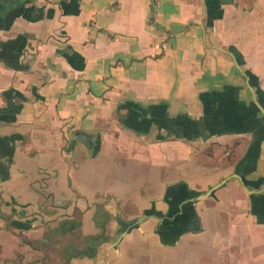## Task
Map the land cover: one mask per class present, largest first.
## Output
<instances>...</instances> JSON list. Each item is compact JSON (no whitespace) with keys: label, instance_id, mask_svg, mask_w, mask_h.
I'll use <instances>...</instances> for the list:
<instances>
[{"label":"crops","instance_id":"crops-1","mask_svg":"<svg viewBox=\"0 0 264 264\" xmlns=\"http://www.w3.org/2000/svg\"><path fill=\"white\" fill-rule=\"evenodd\" d=\"M0 264H264V0H0Z\"/></svg>","mask_w":264,"mask_h":264},{"label":"trees","instance_id":"trees-1","mask_svg":"<svg viewBox=\"0 0 264 264\" xmlns=\"http://www.w3.org/2000/svg\"><path fill=\"white\" fill-rule=\"evenodd\" d=\"M91 239V238H90ZM91 241H96L95 239H91ZM93 246V245H92ZM95 255V251L91 253V256Z\"/></svg>","mask_w":264,"mask_h":264},{"label":"water","instance_id":"water-1","mask_svg":"<svg viewBox=\"0 0 264 264\" xmlns=\"http://www.w3.org/2000/svg\"><path fill=\"white\" fill-rule=\"evenodd\" d=\"M81 135H83V134H81ZM81 135H80V136H81Z\"/></svg>","mask_w":264,"mask_h":264},{"label":"rangeland","instance_id":"rangeland-1","mask_svg":"<svg viewBox=\"0 0 264 264\" xmlns=\"http://www.w3.org/2000/svg\"><path fill=\"white\" fill-rule=\"evenodd\" d=\"M246 262V261H245Z\"/></svg>","mask_w":264,"mask_h":264}]
</instances>
